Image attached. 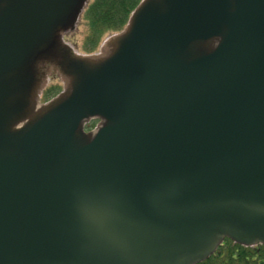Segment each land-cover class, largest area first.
<instances>
[{"label": "water", "instance_id": "water-1", "mask_svg": "<svg viewBox=\"0 0 264 264\" xmlns=\"http://www.w3.org/2000/svg\"><path fill=\"white\" fill-rule=\"evenodd\" d=\"M86 1L0 0V264L264 244V0H141L84 55L62 36Z\"/></svg>", "mask_w": 264, "mask_h": 264}, {"label": "trees", "instance_id": "trees-1", "mask_svg": "<svg viewBox=\"0 0 264 264\" xmlns=\"http://www.w3.org/2000/svg\"><path fill=\"white\" fill-rule=\"evenodd\" d=\"M139 0H92L85 12L89 25L96 26L95 35L83 41L86 51L94 49L103 31L118 30L125 23L129 12ZM52 87L47 93L55 92ZM197 264H264V244L253 247L241 246L224 239L214 253Z\"/></svg>", "mask_w": 264, "mask_h": 264}, {"label": "rangeland", "instance_id": "rangeland-1", "mask_svg": "<svg viewBox=\"0 0 264 264\" xmlns=\"http://www.w3.org/2000/svg\"><path fill=\"white\" fill-rule=\"evenodd\" d=\"M91 1V0H89ZM130 15V14H129ZM129 18V16H128ZM128 20V19H127ZM96 26L89 25V21L87 19H81L79 18L78 23L75 25L74 29L69 30V32L64 34V41L68 43L69 46L73 48L74 51L80 54L86 53L83 48V41H86L88 37H92L95 35L94 30ZM111 30L109 31H103L99 37L98 43L96 45V49L104 42V40L110 36V34H113ZM52 87L58 86V88H62V81L59 77V74L57 72H49L48 78L46 80V83L44 84V87L42 89L41 94L44 92V94L48 91L47 89H50ZM40 94V95H41ZM43 94V95H44ZM52 95V94H51ZM49 95V96H51ZM42 96V95H41Z\"/></svg>", "mask_w": 264, "mask_h": 264}, {"label": "flooded vegetation", "instance_id": "flooded-vegetation-1", "mask_svg": "<svg viewBox=\"0 0 264 264\" xmlns=\"http://www.w3.org/2000/svg\"><path fill=\"white\" fill-rule=\"evenodd\" d=\"M87 5V4H86ZM85 9V8H84ZM84 13V12H83ZM83 13L81 14V19H82V15H83Z\"/></svg>", "mask_w": 264, "mask_h": 264}]
</instances>
